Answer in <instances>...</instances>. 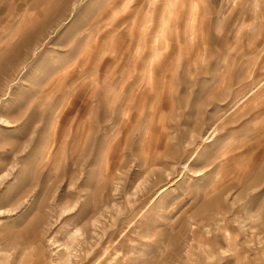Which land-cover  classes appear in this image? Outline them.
I'll return each instance as SVG.
<instances>
[{"label":"rangeland","instance_id":"rangeland-1","mask_svg":"<svg viewBox=\"0 0 264 264\" xmlns=\"http://www.w3.org/2000/svg\"><path fill=\"white\" fill-rule=\"evenodd\" d=\"M0 264H264V0H0Z\"/></svg>","mask_w":264,"mask_h":264}]
</instances>
